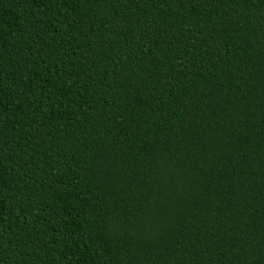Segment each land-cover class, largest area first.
Instances as JSON below:
<instances>
[{"label": "trees", "instance_id": "obj_1", "mask_svg": "<svg viewBox=\"0 0 264 264\" xmlns=\"http://www.w3.org/2000/svg\"><path fill=\"white\" fill-rule=\"evenodd\" d=\"M0 264H264V0H0Z\"/></svg>", "mask_w": 264, "mask_h": 264}]
</instances>
